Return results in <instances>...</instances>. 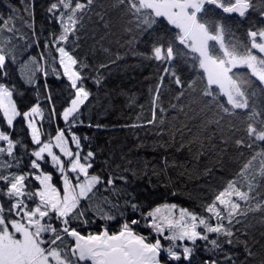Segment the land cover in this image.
I'll list each match as a JSON object with an SVG mask.
<instances>
[{"label":"snow or ice","instance_id":"1","mask_svg":"<svg viewBox=\"0 0 264 264\" xmlns=\"http://www.w3.org/2000/svg\"><path fill=\"white\" fill-rule=\"evenodd\" d=\"M94 3L47 0L41 6L44 18L39 27L35 0H23L22 6L7 0V11L0 9V224L11 231L18 219L24 227V219L31 218L29 223L35 225L40 237L34 243L43 264H122L125 259L135 264H192L202 242L208 253L222 247L221 232L228 237L224 243H232L235 229L217 224L216 216L220 215L217 202L225 203L221 198L235 176L201 202L203 213L176 203L146 210L136 195L128 192L121 218L110 214L105 201L111 203V198L98 193L101 189L122 193L129 178L119 175L122 183L118 184L117 175L100 174L97 150L91 146L93 138L82 129L108 127L84 117L94 107L93 86H103L105 77L100 70L110 71L109 65H114L120 54L95 67L87 53L80 54L84 14ZM115 5L126 18L125 30L133 33L136 43L143 40L147 45L145 51L133 54L171 65L176 82L182 83L175 64L177 48L189 35L186 10L183 15L173 12L181 7L175 0H115ZM192 6L196 7L195 3ZM100 19L110 27L103 16ZM260 35L264 36V29ZM37 46L42 62L34 51ZM255 47L264 51L260 44ZM61 86L62 93L58 90ZM25 124L22 134L15 131ZM129 208L138 215H128ZM177 208L178 217L173 211ZM107 221L119 225L117 232L109 230ZM137 224L149 230H137ZM92 228L96 231L89 230ZM102 233L109 238L103 257L97 243L103 240ZM19 240L16 236L12 243ZM202 262L218 264L211 257L202 258Z\"/></svg>","mask_w":264,"mask_h":264},{"label":"trees","instance_id":"2","mask_svg":"<svg viewBox=\"0 0 264 264\" xmlns=\"http://www.w3.org/2000/svg\"><path fill=\"white\" fill-rule=\"evenodd\" d=\"M22 2L15 0L18 6H22ZM46 3L47 0H35L37 27L44 18L41 6ZM6 4L7 0H0V9L7 11ZM84 16L80 54L87 53L94 67L99 62L116 59V54H120L116 63L109 65L110 71L100 70L105 77L103 86H93L96 93L94 107L84 117H91L94 123L101 124L115 118L122 126V130L108 137L107 162L98 169L102 176L117 175L118 184L122 183L119 175L129 178L123 185L126 191L122 193L104 189L98 193L111 198V203L105 201L110 214L121 218L119 213L124 208L128 192L134 193L146 210L161 203H176L203 213L201 202L215 189L223 187L229 177L235 176L228 190L232 189L239 197L230 200L229 208L220 207V215L216 216L217 224L224 223L225 227L235 229L232 243H224L228 237L221 232L218 235L222 247L208 253L202 242L198 245L199 251L194 253L192 264H203L202 258L209 257L218 264H264L262 84L247 69L232 70L230 77L246 103L244 109L233 108L217 87L207 83L203 70L197 66L189 81H175L176 88L159 83L157 79L150 80L145 98L138 91L120 89L118 95L122 106L117 107L111 82L127 78L133 70L147 68L154 59L133 54L142 51L146 43L143 40L136 43L133 33L125 30L126 18L115 5V0H95L91 11ZM100 16L110 27H105ZM261 29H264V0H255L249 3L239 26L224 42V51H216L213 57L216 61H223L226 56L254 54L260 57L253 49L251 34L260 33ZM34 51L42 62L41 49L37 46ZM131 60L134 61L132 64ZM37 75L43 80L42 73ZM17 78L13 76L14 80ZM58 90L62 93L63 86ZM60 98H63L62 94ZM131 123L136 126L128 127ZM25 127L26 124L15 131L22 134ZM127 214L138 215L130 208ZM107 224L114 233L119 229L113 221H107ZM135 227L145 233L149 230L141 224ZM89 230L96 231L95 228ZM84 264L89 263L85 261Z\"/></svg>","mask_w":264,"mask_h":264},{"label":"rangeland","instance_id":"3","mask_svg":"<svg viewBox=\"0 0 264 264\" xmlns=\"http://www.w3.org/2000/svg\"><path fill=\"white\" fill-rule=\"evenodd\" d=\"M253 1L255 0H175L181 7L172 9L173 12H180L181 15L186 10L190 22L186 43L180 44L177 48L179 54L175 64L176 73L181 80L187 82L193 77L197 66H199L205 74L207 83L217 87L230 106L238 109H244L246 103L241 92L237 91L238 87L230 77V72L234 69H247L264 87V83H262L264 80V51L255 47L256 44L264 47V36H261L260 33L255 36L251 34L253 49L260 54L258 58L254 54H250L246 57L226 56L225 60L216 61L213 56L218 50L224 51V42L240 24L241 11L244 14L249 3ZM193 3L196 7L192 6ZM229 8L233 10L228 11ZM171 38L175 39V35L173 34ZM146 48L147 45L145 44L142 51H145ZM191 53L195 54L192 55ZM133 62L130 61L131 64ZM163 69L168 71L165 72ZM161 77H163L162 80ZM152 79H157L159 83H167L174 88L177 86L172 66L164 61L153 60L147 68L138 71L133 70L127 78L122 77L111 82L116 106H122V101L118 95L120 89L138 91L142 98H145L148 82ZM233 101H238L239 104L233 103ZM104 124L108 127L91 129L83 127L82 129L93 138L91 146L97 150L96 164L98 169L103 167L108 158L109 149L106 142L108 137L116 131L122 130L120 122L115 118ZM238 197L239 195L230 189L221 198L225 203L218 201L217 205L219 208L224 207L223 209H225L230 200ZM161 211L166 212L167 210L161 209ZM173 211L178 217L179 209ZM30 219H24V227H21L18 219L12 225L11 231L0 224V228L3 229L0 231V264H43L34 243L40 237L35 233V225L29 223ZM40 235H44V233ZM16 236H20V240L13 244L12 240ZM237 257H240L239 253ZM53 264L56 262L53 261Z\"/></svg>","mask_w":264,"mask_h":264},{"label":"water","instance_id":"4","mask_svg":"<svg viewBox=\"0 0 264 264\" xmlns=\"http://www.w3.org/2000/svg\"><path fill=\"white\" fill-rule=\"evenodd\" d=\"M103 236V234H101ZM109 238L106 236H103V240L102 241H98L97 243L99 244V250L101 252V256L103 257L104 254L107 253L108 249L106 247L107 243H108ZM89 264H91V261H87ZM122 264H135L134 261L129 260V259H125L123 260Z\"/></svg>","mask_w":264,"mask_h":264}]
</instances>
